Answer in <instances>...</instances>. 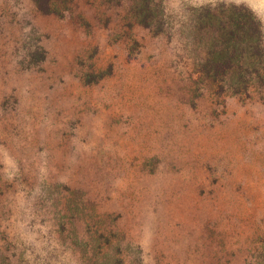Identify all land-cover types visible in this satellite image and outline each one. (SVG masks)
Listing matches in <instances>:
<instances>
[{
  "label": "rangeland",
  "instance_id": "374dc122",
  "mask_svg": "<svg viewBox=\"0 0 264 264\" xmlns=\"http://www.w3.org/2000/svg\"><path fill=\"white\" fill-rule=\"evenodd\" d=\"M263 261L264 0H0V264Z\"/></svg>",
  "mask_w": 264,
  "mask_h": 264
},
{
  "label": "trees",
  "instance_id": "16d2710c",
  "mask_svg": "<svg viewBox=\"0 0 264 264\" xmlns=\"http://www.w3.org/2000/svg\"><path fill=\"white\" fill-rule=\"evenodd\" d=\"M40 10L43 12H56L53 7L47 5H39ZM212 16V15H211ZM238 25L237 31L243 34V40L245 41H253L254 43L258 42L261 39V24L255 16L251 13V11L247 10L246 8L242 7L241 12L239 13L238 17ZM259 46V45H258ZM264 264V261H263Z\"/></svg>",
  "mask_w": 264,
  "mask_h": 264
}]
</instances>
